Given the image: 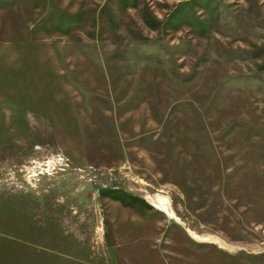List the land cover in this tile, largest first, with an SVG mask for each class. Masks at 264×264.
Wrapping results in <instances>:
<instances>
[{
    "label": "rangeland",
    "instance_id": "374dc122",
    "mask_svg": "<svg viewBox=\"0 0 264 264\" xmlns=\"http://www.w3.org/2000/svg\"><path fill=\"white\" fill-rule=\"evenodd\" d=\"M0 264H264V0H0Z\"/></svg>",
    "mask_w": 264,
    "mask_h": 264
}]
</instances>
